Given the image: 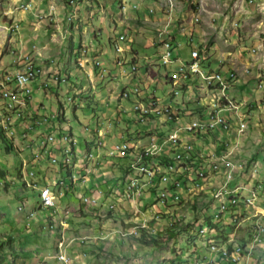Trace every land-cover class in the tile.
I'll return each mask as SVG.
<instances>
[{"label":"rangeland","instance_id":"rangeland-1","mask_svg":"<svg viewBox=\"0 0 264 264\" xmlns=\"http://www.w3.org/2000/svg\"><path fill=\"white\" fill-rule=\"evenodd\" d=\"M167 42L178 57H190L196 47L199 62L211 70H198L197 76L176 83V78H170V68V90L164 80L165 68L161 78L156 74L159 67L153 69ZM95 46L110 54L114 50V55L116 51V59L109 65L88 58L89 47L93 50ZM172 57L166 63L178 60ZM145 64L147 69H143ZM27 66L38 69L31 82L34 87L27 95L21 86L9 82L12 107L4 93L5 77ZM188 67L177 63L176 71L187 73ZM140 69L147 74L136 80L135 72ZM214 69L235 72L225 89L221 83L206 87L208 76L204 74L210 75ZM263 73L264 0H0V131L5 130L12 142L11 150L7 149L0 137V167L5 171L0 176L2 264H66L58 253L55 256L61 232L59 242L67 238L73 254L69 264H223L222 250L214 251L212 244L221 247L241 237L246 242L244 249L240 247L241 264H249L251 258H259L256 262L264 259V214L257 209L264 208V176L261 164L255 162L264 152ZM151 76L157 77L156 83ZM36 88L42 90L37 93ZM37 95L42 100L39 104L35 103ZM206 97H213L217 107L237 110L244 105L255 111L252 119L245 118L238 127L243 129L239 136L252 131L248 138L255 146L248 145L246 138L235 139L232 151L229 145L223 151L227 160L241 162L238 166L243 169L235 176L234 170L233 176L222 170L225 166L216 155L205 167L197 163V169L192 168L193 157L183 155L189 145L197 158L212 159L214 155L211 145H207L208 155L207 151L201 153V140L193 133L209 130L189 128L193 120L204 119L191 117L196 115L194 107ZM23 106L25 110H21ZM173 110L183 116L173 117L179 123L170 127ZM76 117L81 118V125ZM52 126L59 132H46ZM83 131L93 138L91 143L104 147L101 160L85 146ZM48 133L55 135L54 141H47L51 135L43 138ZM64 133L72 135H67L69 140L76 137L80 152L69 149L70 159L63 161L61 154L55 155L54 162L49 156L36 159L43 144V150H51L56 137ZM124 142L130 147L126 155L125 148L117 147ZM220 149L225 148L221 145ZM58 167L71 174V184L65 187L61 181L59 186L64 197L75 192L74 185L87 188L83 195L81 190L74 194L66 204L70 208L64 206L63 211L60 206L67 200L61 197L59 214L53 206L43 210L39 204L40 187L57 186L58 181H53L58 178ZM75 173L81 174L77 181H73ZM240 194H247L246 199L237 200ZM229 204H233L230 214ZM211 214L214 220L215 214L224 215L219 221L223 237L214 239V231L201 228L202 223L207 228L203 219ZM48 216L52 218L46 219ZM143 227L148 228L143 230L147 235L157 229L153 233L157 242L148 244L137 238ZM208 252H218L222 259L208 262Z\"/></svg>","mask_w":264,"mask_h":264},{"label":"crops","instance_id":"crops-1","mask_svg":"<svg viewBox=\"0 0 264 264\" xmlns=\"http://www.w3.org/2000/svg\"><path fill=\"white\" fill-rule=\"evenodd\" d=\"M148 31V32H147ZM147 31H146V33H148V34H151V31L150 30H148L147 29ZM174 41V40H173ZM175 43H178L177 41L176 42H174V44ZM147 45H149V44H147ZM192 48H195V47H192ZM89 49L91 50L90 51V53H91V55L89 56L88 55V58H90V59H93V58H99L100 60H101V62L103 61V62H106V63H104V64H111L113 61H114V59L113 58H115L116 59V57H117V53H116V51H115V55H114V50H113V52H112V54H110V52H108V53H106L105 51H103L101 48H99V47H97V46H95L94 48H93V50L89 47ZM164 50H165V46L163 47V49L161 50V51H159V52H164ZM111 51V50H110ZM162 52V53H163ZM135 53H137V51L135 52ZM162 53H160V54H162ZM103 54H105L106 56H104ZM188 54V53H187ZM135 55V54H134ZM137 55V54H136ZM175 57H177L178 58V60L173 64V65H169V66H165V65H163L162 63H161V57H159V62H158V66L157 67H154L153 69L156 71V69L159 67V70H160V72H161V74H160V72H157L156 74L159 76V78H161V76H162V68L164 67L165 68V73H164V80H165V82H166V84H167V82H168V84H169V88H170V90H171V87H173V85H172V82H171V80L169 79V75H168V73H169V69L172 67V66H174V67H176L175 66V64L176 63H179V61L180 60H186V59H188V57H186V56H183V57H178V54H176L175 53V51H174V54H173ZM180 55H181V51H180ZM114 56V57H113ZM103 60H102V59ZM137 58V57H136ZM137 61H138V59H136L134 62L135 63H137ZM140 63H143V62H141L140 61ZM140 63H139V65H140ZM150 64H151V62H150ZM203 65L205 66V63H203ZM147 67H148V65H144V67H143V69H147ZM205 68L207 69V70H209V68L210 67H207V66H205ZM109 69V68H108ZM107 69V70H108ZM153 70V71H154ZM210 70H211V68H210ZM214 70H219V69H214ZM138 71V70H137ZM135 72V73H137V77L135 78L136 80L137 79H139V78H144V76L147 74V71H146V73H144V71H141V69H140V71H138V72ZM155 71L153 72V73H155ZM219 71H223V72H226V70L224 71V70H219ZM112 72H114V71H112ZM156 75V76H157ZM148 76V75H147ZM152 77V76H151ZM157 77H152L151 79H152V82H154V83H156L157 81L155 80ZM5 79H6V77H5ZM189 80V79H188ZM86 81H88V79H86ZM185 81L184 80H181V83H184ZM4 83H6V84H9V82H7V81H4ZM103 84V83H102ZM102 84H100V86H102ZM151 84V83H150ZM167 84V85H168ZM232 84H234V83H232ZM183 85V84H182ZM153 86V85H152ZM231 86V85H230ZM229 86V87H230ZM32 87H34V85H33V83H32ZM9 88V87H8ZM8 88H5V91L8 89ZM159 87H156L155 88V91L157 92V89H158ZM164 88L165 87H162V89L164 90ZM40 90H42V89H35V91L37 92V93H39L40 92ZM223 91V90H222ZM203 93L204 94H207L208 95V91L206 90H204L203 91ZM228 95H229V97H233V95L232 94H230V92L228 93ZM39 96L40 95H37V97L39 98ZM9 97V96H8ZM35 97H36V95H35ZM169 96H167V101L169 102L170 101V98H168ZM10 98V97H9ZM38 98H36V100L37 101H35V103L36 104H39V103H41L40 101H42V100H40V98H39V100H38ZM41 98H42V95H41ZM35 99V98H34ZM33 99V100H34ZM213 99V97H211V98H208V97H206V98H204V99H202V100H200V102H198L197 103V105L198 106H196V107H194V109L192 110L196 115L195 116H192L191 117V119L192 118H197V117H207V113L208 112H210V111H212L213 109H214V106H213V104H214V101L212 100ZM158 100H159V98H158ZM43 101H45V100H43ZM45 102H47L46 103V106H48V105H51L48 101H45ZM261 103V102H260ZM236 104V103H235ZM9 105L10 106H14V104H12V99L10 98V100H9ZM169 105V104H168ZM234 105V104H233ZM237 106H238V104H236ZM170 106V105H169ZM49 107V106H48ZM217 108H219V112L221 113V114H223L224 116H226L230 121H231V123H232V127H231V129L230 130H228V131H224V130H222V129H215V130H213V131H209L208 133H203V134H199V133H194V136L195 137H197V138H199L201 141H200V144H201V146L200 147H198V149H200L201 150V153H203V152H206L207 153V155L209 154V149H211L210 150V152L212 153H214V155L212 156V159H206L205 160V157L202 155V158H198L197 160H199L200 162H201V164H202V166L204 165V167H205V165L206 164H209L210 163V161H212V160H215L214 158L216 157V156H218L217 158H220L222 155H225V154H223V151H226L227 150V148H228V150H230V151H232V147L231 146H233V142H234V140L235 139H237L238 141H245V138L246 139H248V142H247V144L249 145H251L252 144V146L254 145L255 146V144H253V141H251V140H249L250 138H248V134H250L251 135V132L252 131H250V132H248V131H246V129H244L245 131H246V135H244V136H239V130H238V127H239V123L242 121V120H244L245 118L247 119H252L253 117H254V114H255V111L254 110H251V109H249V107L247 106V107H245L244 105L243 106H241V108L240 109H237V110H234L232 107L231 108H228L227 106L226 107H217ZM244 108L246 109V110H244ZM25 110L26 109V106H23V108L21 109V110ZM195 110V111H194ZM173 112H174V114H176L177 113V110H173ZM45 113H47L48 115H50L51 113L50 112H48V110H46L45 111ZM54 113V112H53ZM76 112L74 111V114H75ZM177 115V114H176ZM179 115H180V117H179ZM182 116H183V114L181 113V111L180 112H178V116L177 117H179V119L180 118H182ZM77 119H79L78 117H76ZM22 121V123L24 122V120L22 119L21 120ZM79 122H80V125H81V123H82V120H81V118L79 119ZM177 122L179 123V121H175L174 119L172 120H170V124H173V125H170V127L171 126H175L176 124H177ZM55 124V123H54ZM48 127H50V125L48 124ZM86 127L89 129L90 128V125H86ZM54 127L52 126V128H48V129H46V132H59L58 130H55V129H53ZM36 129H38V128H36ZM51 129H53L52 131H49V130H51ZM39 132H42V130L41 131H39ZM83 133H84V131H83ZM218 133L220 134H222V136L221 137H219L218 136ZM35 137H36V135H34ZM33 137V136H32ZM41 137V136H40ZM40 137H38V141H39V138ZM34 138V137H33ZM57 139H56V141L53 143V146H51V150H42V151H40L41 150V148L40 149H38L39 151H37V152H39L40 154H38L37 152H36V159L37 160H39L40 159V161L41 160H45V158L46 157H48L49 156V160H51L50 159V153H51V156H54V159L57 157V156H55V155H58V154H61V156H62V158H64L65 160L69 157V159H70V156H68V154H66L69 150L67 149V147H70V144L68 143V142H66L65 140H61L59 137H56ZM29 139H32V138H29ZM82 139H84V142H85V146L89 149V150H91V152H93L96 156H97V159H99V160H101V158H103V156H104V152H103V149H104V147L103 146H101L102 144L101 143H96V142H90L93 138H91V136H90V134H86L85 135V133H84V136H82ZM44 140H46V139H44ZM47 141H49V140H47ZM54 141V140H53ZM74 141H75V147H74V149H75V151H76V154H77V152H80V148L77 146V143H76V137H75V139H74ZM49 142H51V141H49ZM225 142V143H224ZM36 143H37V140H36ZM213 143H214V146H213ZM256 144H258V139L256 140V142H255ZM104 144V143H103ZM207 145H211L210 146V148L209 149H207L208 147H207ZM222 145V148H225V149H220V146ZM224 145V146H223ZM225 145H229L227 148L225 147ZM212 147H214L215 149H216V152H214L213 150H214V148L212 149ZM246 147H248V146H246ZM250 147V146H249ZM248 147V148H249ZM98 148V149H97ZM251 148V147H250ZM70 149H71V147H70ZM100 151V153L99 154H97V152H95V151ZM229 151V152H230ZM194 152V151H193ZM132 153L133 152H131L130 154L132 155ZM227 153V152H226ZM193 154H195L196 155V151L193 153ZM216 155V156H215ZM232 155V154H231ZM226 156V155H225ZM118 157V156H117ZM254 157H256V156H253V158ZM42 158V159H41ZM217 158H216V160H217ZM228 158V157H227ZM232 158V157H231ZM117 159H119V158H117ZM202 159H204V160H202ZM257 161H255L257 164H261V166H260V171L262 172V176H264V169H263V167H264V152H262V153H260V155H259V157H258V159L257 158H255ZM104 160V159H103ZM231 160V159H230ZM232 161V160H231ZM233 162V161H232ZM235 163H236V165H235V168L236 169H234V176L239 172V170H240V168H242L243 169V167H241V166H238V164H241V162L240 161H234ZM92 163V162H91ZM90 163V164H91ZM112 163H113V161H112ZM60 167V166H59ZM59 167L57 168L58 169V172L55 174L56 175V177H58V178H54L55 180L53 181V183H55L56 181H58V184H57V186L55 185V190H56V193H57V195H58V202L60 203V200H61V197H63L62 199H66L67 201L65 202V203H63V205H62V207L60 206V209L63 211V208H65L64 206H67V207H69L68 205H66V204H68V201L69 200H71L73 197H74V194H79V191L81 190V192H82V195H83V193L87 190V188L85 187V186H83V185H81V184H79V185H74L75 186V188H74V191L75 192H73V193H69L68 192V195H65V197H64V194L65 193H63V191L61 190V188L59 187V186H61V181H63V184L65 185V187H67V185H69V184H71V182H72V180L70 179V176H71V174H68V170L66 169V168H63L62 170H60L59 171ZM241 169V170H242ZM222 170H225V168L224 169H222ZM226 171V170H225ZM247 170H245V171H242L243 173H245ZM220 173H223V172H220ZM79 175H81V174H77V173H75V175L73 176V181H77V179L79 178ZM222 176V178L224 179L225 178V175H221ZM70 179V180H69ZM48 182V181H47ZM49 183V182H48ZM52 183V184H53ZM62 184V185H63ZM73 186V185H72ZM73 188V187H72ZM71 188V189H72ZM71 189H69V190H71ZM81 195V194H80ZM72 201V200H71ZM61 203H62V200H61ZM60 203V204H61ZM70 208V207H69ZM78 218V217H77ZM70 224V223H69ZM71 227H73V226H71ZM247 230V229H246ZM200 240H202V239H200ZM70 249L68 248V251H69ZM203 250H204V248H203ZM69 254L70 255H73L70 251H69ZM209 255V256H208ZM205 256H208V262L209 261H212V260H219V259H222L221 258V256L219 255V254H212L211 252H208V253H206L205 254ZM251 261L250 262H256L257 260H259V258H257V259H250ZM263 261H264V259H262ZM223 262H224V260H223Z\"/></svg>","mask_w":264,"mask_h":264},{"label":"built area","instance_id":"built-area-1","mask_svg":"<svg viewBox=\"0 0 264 264\" xmlns=\"http://www.w3.org/2000/svg\"><path fill=\"white\" fill-rule=\"evenodd\" d=\"M116 49L120 50V44L117 43L116 44ZM174 52V47L173 45H171L169 42H167V44H165V50L161 55V63L165 66H171L174 63H166V55H169L171 53ZM179 63H187L189 64V71L187 73H178V71H176V67L172 66V76L170 78H176V83H178V81L180 80H184L187 81L188 79H190L192 76L196 75L197 76V70L198 69H206L205 66L203 65V62H197V48H192L191 53H190V57H188V59L186 60H180ZM177 64V63H176ZM175 64V66H176ZM230 70L228 69L227 72H223V71H219V70H212V77L210 78H206L207 82H206V87L209 88V86L211 85H218L219 82H225V75L229 72ZM8 75V74H7ZM6 75V78H7ZM18 80H24V88L23 90L27 93V95L31 94V82L33 81V71H26V67L22 68L19 70V77ZM17 80H15L16 83ZM7 95L13 100V89L12 90H7ZM13 104V101H12ZM233 106V105H230ZM148 111V109H146ZM159 112V110H157ZM10 115L8 114V116H6V121L7 118H9ZM193 123H199V129H208L209 131H213L215 129H222L224 131H227V127H229L232 123L231 121L224 116L223 114H221L218 110H217V103H214V111L213 112H208L207 113V117H205L204 119H197V120H193ZM6 126V125H5ZM240 132V130H239ZM193 133H199L198 132H193ZM49 135H54L53 133H48L46 135L43 136L47 137ZM61 140H69L67 134L64 135L63 137L58 136ZM118 148H125V154L127 153V149H128V144L126 142H124L122 145H117ZM192 147V145L186 146V151H184V157L186 158H190L191 157V153L189 152V149ZM117 149V148H116ZM151 153H144V155L149 156ZM182 154H180L181 156ZM50 159L52 162H54V156H50ZM219 160H222V165L225 166V170L226 171H231L232 172V176H233V170L235 168L234 162H232L231 160H227V156L222 155ZM215 167V164H214ZM216 168V167H215ZM220 168V167H219ZM151 172V171H149ZM30 180V179H29ZM31 181H29L30 183ZM40 191H47V199L44 202L45 204H52L54 209H58L57 206V200H58V195L56 193L55 188H48L47 184L43 185L42 187H40ZM217 193V192H216ZM250 195H253L255 198V194H253L252 192L249 193ZM223 209H226L225 207ZM261 213L264 214V209L260 210ZM68 224V223H67ZM62 234V232H61ZM239 246L240 249V245ZM212 249L215 250H222V253H229L228 252V247L225 244L224 246L219 247V245L217 244V246L212 247ZM58 254L61 255V261H63L66 264H69L72 261V256L69 255V253L66 250V244L65 243H60L58 244ZM236 264H237V258H236ZM249 264H264V261L261 260L259 262H250Z\"/></svg>","mask_w":264,"mask_h":264},{"label":"trees","instance_id":"trees-1","mask_svg":"<svg viewBox=\"0 0 264 264\" xmlns=\"http://www.w3.org/2000/svg\"><path fill=\"white\" fill-rule=\"evenodd\" d=\"M200 51V50H199ZM173 59V58H172ZM171 61H174V60H171ZM12 81H14V78H13V80ZM58 105L59 106H61V108H62V110H63V104H62V102H60V101H58ZM10 115V114H9ZM172 116L173 117H175L173 114H172ZM172 117V118H173ZM10 118V117H9ZM203 118H205V117H203ZM174 120H175V118H173ZM3 127H5V126H3ZM1 128V127H0ZM6 129V128H5ZM1 131H2V129H1ZM0 131V137H1V139L5 142V145H6V148L7 149H10L11 150V147H12V142H11V140H9L8 138H7V136H6V134H7V132L4 130V131H2L1 132ZM211 131V130H210ZM64 135H66V133H64V134H61V137H63ZM60 136V135H59ZM70 144H71V147H73V141L72 140H70ZM51 156V155H50ZM198 158L196 157V155L195 154H193V161L191 162V164H192V168H194V169H197V167H198V164H200V161L199 160H197ZM189 160H191V159H189ZM196 160V161H195ZM202 160H204V159H202ZM198 161V162H197ZM198 163V164H197ZM0 176H5V171L0 167ZM198 177H200V176H198ZM196 179H198V178H196ZM233 205L232 204H230V207L231 208H229L230 210H232V207ZM222 218H223V216H221ZM221 217L220 218H218L217 220H214L212 217H210V216H205V218L203 219V221H204V224H207V228L206 229H208V230H211V231H215L217 234H216V236L214 235V237H216V238H220V237H223L224 236V228H222V226L220 225V223H219V221H220V219H221ZM50 219V218H52V217H46V219ZM132 225H133V223H132ZM229 225V224H228ZM142 227V226H141ZM204 226H203V223L201 224V228H203ZM228 227V226H227ZM205 228V227H204ZM142 229V233H143V230H146V229H148V228H146V227H143V228H141ZM157 230V229H156ZM156 230H154V232L156 231ZM154 232H151V233H149L148 235L146 234V231L142 234V236L139 238V237H137L139 240H141L142 242L144 241V243H153V241H155V242H157V236H155V234H153ZM136 237V236H135ZM142 237H149L150 239L149 240H143V238ZM213 237V238H214ZM8 239H9V241L12 239V236L11 235H9L8 236ZM246 244V242H245V238H236V239H232V240H230V241H228L227 243H226V245H227V247H228V252L229 253H223V257H225L224 258V262L222 261V260H220L223 264H236V260L232 257V254L237 250V245H240L242 248L244 247V245ZM1 247H2V245H0ZM245 247H246V245H245ZM244 247V248H245ZM2 262L3 261H1L0 260V264H2ZM237 264H238V262H237Z\"/></svg>","mask_w":264,"mask_h":264},{"label":"bare ground","instance_id":"bare-ground-1","mask_svg":"<svg viewBox=\"0 0 264 264\" xmlns=\"http://www.w3.org/2000/svg\"><path fill=\"white\" fill-rule=\"evenodd\" d=\"M173 56V54L171 53V54H169V55H166V58H169V60L171 59V58H173L174 59V57H172ZM200 51H199V49H197V62H199V58H200ZM181 66H183V64L181 65ZM189 68V67H188ZM17 69V71H15L14 73L12 72V74L10 73V74H8L7 75V78L5 79L7 82H12V80H13V78H14V82H15V80H17L16 81V84L17 85H19V86H21L22 87V89L24 88V80H18V77H19V69L18 68H16ZM15 69V70H16ZM40 70V69H39ZM198 70H201V69H198ZM197 70V71H198ZM26 71H33V80H34V78L36 77V75H37V73H38V69H36V68H34V67H31V66H27L26 67ZM264 74V73H263ZM205 76H208V78H210V77H212V73L209 75V73H208V75H206V74H204ZM235 77V72L234 71H230L229 72V74L227 75V76H225V82H219V83H221L222 85H223V89H225L226 87H227V83H228V81H229V78H234ZM206 78V77H205ZM3 83V82H2ZM3 84H6V83H3ZM5 86V88H8L9 86H8V84H7V86L6 85H4ZM14 86V85H13ZM7 90H12V89H10V88H8ZM7 90L4 92L6 95H7ZM25 94H27L25 91H23ZM224 92V91H223ZM195 120H197V119H195ZM189 125V124H188ZM187 126V125H186ZM231 126H229V127H227V128H230ZM189 128H198L199 129V123H193V121L191 122V124H190V126H189ZM188 128V129H189ZM190 129V130H191ZM243 129L242 128H240V131H242ZM69 136V135H68ZM71 137V136H70ZM54 138H55V135H51L49 138H48V140H50V141H53L54 140ZM69 139V138H68ZM44 146H46V143L45 144H43V147L42 148H44ZM41 148V147H40ZM41 148V149H42ZM43 150V149H42ZM46 150H48V148L46 149ZM146 152V151H145ZM150 153V152H149ZM51 154V153H50ZM54 160H56V158L54 159ZM219 166V165H218ZM133 167V166H132ZM230 173V172H229ZM232 174V173H231ZM50 185L49 184H47V187L48 188H50L49 187ZM233 189V188H232ZM222 192V191H221ZM250 196V195H249ZM40 197H41V205H44V202H45V200L47 199V191H40ZM254 199V198H253ZM232 201H234V202H236V199L234 198V199H232ZM247 201H248V199H247ZM252 203V202H251ZM222 205V204H221ZM226 206V204H223V207H225ZM45 207H52V204H45ZM226 208H227V206H226ZM54 212H57L56 210L54 211ZM32 214V213H31ZM32 216V215H31ZM261 227H262V225H261ZM259 228H260V226H259ZM262 229H264V228H262ZM258 237H261V236H258ZM262 239V238H261ZM217 241V240H216ZM61 243H65V242H61ZM216 245H215V243L214 244H212V247H215ZM244 249V248H243ZM240 251H242L241 249H239V247H237V250L232 254V257L236 260V258H237V262H238V264H241V260H242V258H241V256H242V254H241V252ZM60 255V254H59ZM60 257H61V255H60ZM59 258V257H58Z\"/></svg>","mask_w":264,"mask_h":264},{"label":"clouds","instance_id":"clouds-1","mask_svg":"<svg viewBox=\"0 0 264 264\" xmlns=\"http://www.w3.org/2000/svg\"><path fill=\"white\" fill-rule=\"evenodd\" d=\"M196 48V47H195ZM202 53V52H201ZM226 95V94H225ZM175 117L177 116L176 114H173ZM173 116H172V114H171V119H173L172 118ZM67 135H69V136H71L72 137V135L71 134H68V133H66ZM73 140L75 139V136H74V138H72ZM71 139V140H72ZM66 142H68L69 144H70V140L68 141V140H65ZM70 147H71V144H70ZM70 147H67V149L69 150L70 149ZM75 147V142H73V147H71V149H73ZM130 148V147H129ZM128 148V149H129ZM193 150H194V147H193V145H192V147L189 149V152L191 153V156L193 157V153L195 152V150H194V152H193ZM117 151V153H118V150H116ZM183 151H186V146H185V148H184V150ZM66 154H68V153H66ZM127 154V153H126ZM125 154V155H126ZM123 157V156H122ZM191 158V157H190ZM63 159L64 158H62V161H63ZM248 194V193H247ZM247 194H240L239 196H236L238 199L237 200H239L240 198L239 197H241V198H245L246 199V195ZM39 196H40V191H39ZM234 197V196H233ZM245 201V200H244ZM246 202V201H245ZM39 204H40V208L41 209H43V210H48L49 208H46V207H43L42 205H41V197H40V202H39ZM23 205H24V203L23 202H21L20 203V205H19V207L21 208V207H23ZM233 205V204H232ZM57 206H59V202H58V200H57ZM229 208H231L230 207V204H229ZM228 208V213L230 214V209ZM257 209H264L263 207L262 208H257ZM257 209H255V213H256V211H257ZM50 210V209H49ZM227 211H225V212H227ZM31 213V212H30ZM29 213V214H30ZM57 214H59V207H58V212H57ZM221 216H223V218H224V215L223 214H215L214 215V218L215 219H218V218H220ZM30 217H32L31 215H30ZM211 217H213V214H211ZM62 220H65V218H61ZM60 219V220H61ZM66 221V220H65ZM235 222H237V220L235 221ZM234 222V223H235ZM67 226L66 227H68V225H69V221H67ZM62 226V225H61ZM63 228V227H62ZM203 229H206V228H204L203 227ZM207 231H208V229H206ZM215 232V231H214ZM246 232H247V230H246ZM249 232V231H248ZM65 234V233H64ZM216 232H215V236H216ZM212 236V235H211ZM62 237V235H61V233H60V236L58 237V239H57V242H56V253H55V256L57 255V252H58V242H59V240H60V238ZM65 237H66V235H65ZM213 237V236H212ZM252 237H253V235H252ZM214 239H216V237H214ZM65 244H66V250H67V252L69 253V251H68V248H67V238H66V241H65ZM226 244V243H225ZM217 254H219L220 256H221V258H222V255L220 254V253H218V252H216ZM70 255V254H69ZM71 256V255H70ZM57 257V256H56ZM58 259V258H57ZM59 260V259H58ZM61 261V260H60ZM63 262V261H62ZM199 264H200V262H199Z\"/></svg>","mask_w":264,"mask_h":264}]
</instances>
